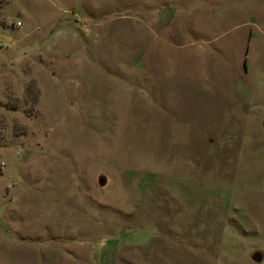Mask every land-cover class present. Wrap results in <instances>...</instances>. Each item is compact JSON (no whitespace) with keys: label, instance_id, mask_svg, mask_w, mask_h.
Masks as SVG:
<instances>
[{"label":"rangeland","instance_id":"rangeland-1","mask_svg":"<svg viewBox=\"0 0 264 264\" xmlns=\"http://www.w3.org/2000/svg\"><path fill=\"white\" fill-rule=\"evenodd\" d=\"M103 246L264 264V0H0V264Z\"/></svg>","mask_w":264,"mask_h":264},{"label":"crops","instance_id":"crops-1","mask_svg":"<svg viewBox=\"0 0 264 264\" xmlns=\"http://www.w3.org/2000/svg\"><path fill=\"white\" fill-rule=\"evenodd\" d=\"M80 251L76 253L75 251ZM77 250L63 249L60 252L54 251L50 252L48 249L39 250V252L26 253L30 259L36 255L41 256L35 262L26 264H97L98 260H101L104 264H120V260L123 261L122 264H132L130 259L125 258V255H130L127 250L121 247H102V249L90 248H78ZM76 255L77 257H75ZM84 255L82 257H79ZM27 256V257H28ZM98 256L100 257L98 259ZM139 262L140 259L138 258Z\"/></svg>","mask_w":264,"mask_h":264}]
</instances>
